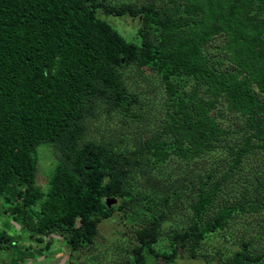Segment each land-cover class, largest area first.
<instances>
[{
  "label": "trees",
  "instance_id": "trees-1",
  "mask_svg": "<svg viewBox=\"0 0 264 264\" xmlns=\"http://www.w3.org/2000/svg\"><path fill=\"white\" fill-rule=\"evenodd\" d=\"M105 17L135 25L124 34ZM127 70L153 74L163 86L160 131L126 151L84 142L88 119L127 117L139 102ZM41 145L57 158L46 190L36 184ZM260 153L264 160V0H0V218L7 219L0 250L13 249L10 264L42 257L55 235L72 250L90 245L98 225L114 211L129 216L125 207L137 196L156 213L135 231L133 261L125 264H147L150 256L170 262L179 250L218 264L262 263L263 225L249 238L243 228L228 258L198 253L209 235L227 237L232 220L264 221ZM172 157L212 162L201 164L189 189L169 174V186L157 190L160 206L126 185L135 168ZM183 192L189 220L170 239V254L156 253L163 218L179 210L172 202ZM107 199L116 203L107 207ZM25 237L35 248L21 244Z\"/></svg>",
  "mask_w": 264,
  "mask_h": 264
},
{
  "label": "rangeland",
  "instance_id": "rangeland-1",
  "mask_svg": "<svg viewBox=\"0 0 264 264\" xmlns=\"http://www.w3.org/2000/svg\"><path fill=\"white\" fill-rule=\"evenodd\" d=\"M111 1L142 5L150 0ZM110 22L124 34L130 33L135 25V22L130 18L118 21L112 19ZM125 72L128 84L140 93L139 102L132 107V112L127 117H122L117 114H111L109 116L96 114L94 118L88 119L86 122L87 130L83 138L84 142L104 141L114 147H118L120 150L126 151L134 146L135 142H138L139 139L144 140L153 133H158L160 131V118L163 117L165 112L163 103L165 92L163 86L160 85L153 74L144 73L140 75L134 70H127ZM239 137L240 134L237 132L235 140H238ZM223 155L224 154H222V156ZM256 157H259L258 163L264 162L262 153ZM37 160L36 184L42 188V190H46L50 173L57 160L56 154L51 147L41 145L37 149ZM199 161L202 162L196 165H186L172 157V159H168L162 165L157 164L153 166V168L151 167L148 171H144L138 167L135 168L136 173L134 179H129L126 185L130 190L133 189L137 193L141 192L142 195L150 194L151 197L149 201L152 204H156V206H160L164 195L157 190H160V188L164 186H169L167 176L169 174L172 175L171 181L178 178V188L189 189L190 179L195 177L201 168L206 169L208 164L212 162V159L208 158L204 161ZM201 164L203 167L200 168ZM152 174H154V178H151ZM146 180H150V183L148 184ZM185 198L186 192H183L181 200L175 202L171 201L177 204L179 210L174 211V214L168 213V217L165 215L163 218L164 220L161 223L162 230L158 235L157 241L153 244V249L156 253L165 255L170 254V250L173 248V245H170V239L174 235V232H178L177 230L180 226L187 224L190 215L188 212H181V209L188 207L187 198L186 200ZM219 202L221 201H215L212 205H218ZM131 206L135 207L138 213L132 214L129 210ZM125 208L128 210L129 216L123 214L121 211H114L110 218L103 220L98 225L97 234L90 245H84L76 250H72L65 244L63 239L55 235L50 250H47L42 258L33 259L29 257L25 260V264H125L126 262H132V250L138 244L135 239V231L145 225L146 221L149 220L156 211L152 209L149 210L148 202H145V200L139 196H137L132 205ZM5 221H7L5 217L0 218L1 229H5L3 225ZM230 224L231 226L227 229V234L229 232L230 234L227 235V237H223L222 234L209 235L199 245L198 253L204 254L206 257L210 258L214 251H220L228 258L239 248L238 240L244 234L243 228L247 227L248 234L245 235L249 238V235L254 234L261 225L264 226V221L262 216L253 219L246 215L243 216L242 219L232 220ZM17 228V226H12L9 232L7 231L8 235L15 237L16 234H19L18 231H15ZM263 230L264 228H262V231L259 233L261 237L259 247L260 245H264ZM22 241L23 246H36V244H34L35 242L29 241L26 237ZM12 251L13 249L0 250V264L10 263L9 260L11 259ZM160 260L153 259V257L150 256L147 259V264H166L163 259ZM172 262L173 263L170 264H218L217 262H207L206 260L197 258L192 259L187 256L183 257L182 260L176 259ZM259 264H264V262Z\"/></svg>",
  "mask_w": 264,
  "mask_h": 264
},
{
  "label": "flooded vegetation",
  "instance_id": "flooded-vegetation-1",
  "mask_svg": "<svg viewBox=\"0 0 264 264\" xmlns=\"http://www.w3.org/2000/svg\"><path fill=\"white\" fill-rule=\"evenodd\" d=\"M153 257V259H156V260H164V258H168V257H166V256H164V257H162V256H158V257H154V256H152ZM183 257H185V254H182V252H181V250H179V255H178V257H176L174 260H176V259H180V260H182L183 259ZM160 260V261H161ZM174 260H171L170 262L169 261H167V260H164V262L166 263V264H170V263H173L172 261H174Z\"/></svg>",
  "mask_w": 264,
  "mask_h": 264
},
{
  "label": "water",
  "instance_id": "water-1",
  "mask_svg": "<svg viewBox=\"0 0 264 264\" xmlns=\"http://www.w3.org/2000/svg\"><path fill=\"white\" fill-rule=\"evenodd\" d=\"M107 207H111L112 204L116 203L115 199H107L105 201Z\"/></svg>",
  "mask_w": 264,
  "mask_h": 264
},
{
  "label": "crops",
  "instance_id": "crops-1",
  "mask_svg": "<svg viewBox=\"0 0 264 264\" xmlns=\"http://www.w3.org/2000/svg\"><path fill=\"white\" fill-rule=\"evenodd\" d=\"M23 243V241H21V244ZM35 244V243H34ZM34 244H32V245H34ZM6 250H9V249H6ZM12 258H13V254H11V259L9 260V261H11L12 260ZM42 258V257H41ZM38 259H40V258H38ZM37 259V260H38ZM26 262H24V264H25ZM1 264H6V263H1ZM10 264V263H9Z\"/></svg>",
  "mask_w": 264,
  "mask_h": 264
}]
</instances>
